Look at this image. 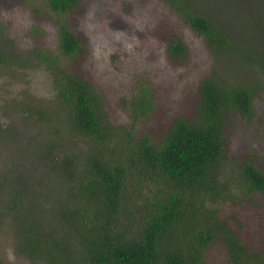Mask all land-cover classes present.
Here are the masks:
<instances>
[{
    "label": "trees",
    "instance_id": "obj_1",
    "mask_svg": "<svg viewBox=\"0 0 264 264\" xmlns=\"http://www.w3.org/2000/svg\"><path fill=\"white\" fill-rule=\"evenodd\" d=\"M79 1L42 0L58 22L57 40L52 50L38 46L33 62L49 73L66 125L92 146L81 157L62 162L63 185L53 201L61 221L52 231L55 236L36 235L41 227L34 215L39 203L30 191L18 186L9 196L0 218L17 221V214L27 222L16 223L18 252L44 264H211L206 252L210 250L218 253L222 264H264V234L254 243L247 241L241 235V220L225 214V208L241 207L246 198L264 199V166L254 158L230 159L224 131L228 110L252 120L253 100L262 82L252 86L229 78L224 84L204 79L197 116L177 117L157 135L134 131L135 121L154 109L151 90L141 86L129 101L132 130L116 131L96 87L69 68L84 50L68 21ZM166 1L209 46L237 57L257 78L264 71V31L251 48L247 36H228L205 14L190 9L186 0ZM258 17L264 19V5L258 6ZM246 18L251 25H262ZM167 49L176 59L187 55L181 38ZM9 52L0 45L1 66L28 65ZM47 149L41 156L47 161L56 158V145L50 142Z\"/></svg>",
    "mask_w": 264,
    "mask_h": 264
},
{
    "label": "rangeland",
    "instance_id": "obj_2",
    "mask_svg": "<svg viewBox=\"0 0 264 264\" xmlns=\"http://www.w3.org/2000/svg\"><path fill=\"white\" fill-rule=\"evenodd\" d=\"M247 1L239 0L238 5L237 0L184 2L228 36L239 40L247 36L253 48L255 37L264 31V19L258 17V6L264 5V0ZM41 4L42 0H0L1 48L28 64L0 65V210L8 206L14 189L23 187L39 203L34 215L41 227L36 235L48 237L55 236L52 231L61 222L53 201L59 198L63 185L62 162L81 157L92 145L66 125L49 73L33 62L38 46L52 50L57 40L58 22ZM245 16L262 25H251ZM68 21L84 44L69 68L96 87L108 122L118 128L116 131L119 127L132 130L129 101L141 86L151 90L154 109L135 121L134 131L157 135L177 117L189 120L197 116L199 85L204 79L224 84L229 78L230 82L252 86L262 82L253 100L252 120L228 110L224 131L230 159L254 158L264 166V71L257 78L237 57L209 46L166 0H80ZM178 38L187 48V55L180 59L173 58L167 49ZM50 142L57 147L52 151L56 158L47 161L41 154L47 153ZM246 199L241 207L225 208V214L237 216L242 222L241 235L254 243L264 234V199L259 195ZM14 216L18 222L8 216L0 218V264H44L18 252L16 223L26 226L27 222ZM206 252L211 264H222L217 252Z\"/></svg>",
    "mask_w": 264,
    "mask_h": 264
}]
</instances>
